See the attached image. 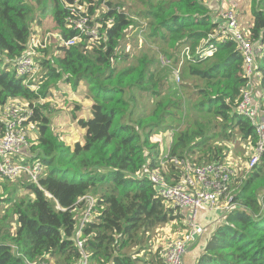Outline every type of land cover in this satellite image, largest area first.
Returning <instances> with one entry per match:
<instances>
[{
    "label": "trees",
    "instance_id": "16d2710c",
    "mask_svg": "<svg viewBox=\"0 0 264 264\" xmlns=\"http://www.w3.org/2000/svg\"><path fill=\"white\" fill-rule=\"evenodd\" d=\"M75 1L0 0V108L12 99L30 102V121L39 132L31 149L46 165L40 178L43 189L25 180L23 187L34 196L19 201L10 197L16 229L8 223V213L0 215V264H80L83 252L76 230L87 209L80 201L86 194L97 199L95 215L82 234L89 264H165L161 251L149 250V259L131 252L152 228L179 214L184 217L179 206L157 192L150 174L157 169L177 183L189 164L234 160L232 150L216 142L234 141L239 133V140L256 144V125L237 111L248 87L245 57L237 42L218 30L208 0ZM68 3L76 5V13L80 4H89L99 39L93 41L75 27L76 15ZM104 3L107 8L97 13ZM252 14L249 35L264 43V0H253ZM46 17L52 20L51 32L77 40L67 44L56 37L37 48L39 70L30 81L39 76V87L33 89L14 65L28 48L33 23L43 24ZM131 27L160 45L161 70L154 69L157 61L146 51L119 67L118 60L129 57L120 44ZM53 44L58 54H50ZM181 44H188L189 55L183 53L185 47L174 51ZM206 49L213 52L203 55ZM254 64L262 73L264 93V55ZM170 67L174 75L179 70L178 79L182 67V82L167 88L163 73ZM62 79L85 80L94 93L91 115L78 119L84 138L73 145L55 132L45 111L48 104H41ZM137 93L150 96L153 106L142 103ZM3 127L0 117V133ZM168 130L172 141L165 159L152 139ZM245 173L233 193L236 204L213 226L195 264H264V152L258 165L238 172L240 177Z\"/></svg>",
    "mask_w": 264,
    "mask_h": 264
},
{
    "label": "built area",
    "instance_id": "2783aa9c",
    "mask_svg": "<svg viewBox=\"0 0 264 264\" xmlns=\"http://www.w3.org/2000/svg\"><path fill=\"white\" fill-rule=\"evenodd\" d=\"M78 1L76 0L75 3H79ZM217 1L218 5L214 10L213 18L214 21L218 22V30L226 38L234 39L245 57L244 69L248 77V87L244 90L237 111L249 116L256 125L257 142L253 145V150L249 155L247 165V171H249L259 164L264 152V107L262 106L263 108L260 110V116H257L252 104L253 96L257 90L255 79L262 80V74L258 71L254 62L260 55H264V43L260 40L256 42L251 39L249 30L242 26L239 14L234 9L235 3L233 0ZM68 5L72 6V10L76 15L75 19L72 20L75 27L80 29L82 33L90 35L93 41L99 39V24L94 23L91 25L95 15L92 16L89 13V4H80L81 12L79 13H76L75 4L68 3ZM218 10H220L219 16L217 14ZM52 36L63 40L58 33H47L44 37L33 35L24 55L14 65V71L17 75H27L29 77L25 79V83L33 89L39 87L36 83L39 76L30 81V78L39 70V63L35 61L37 48L46 47ZM76 40L77 37H74L63 40V42L71 44L75 43ZM212 52L213 49H206L202 53L207 55ZM183 53L189 55L190 48L185 47ZM178 74L179 70L176 71L177 76ZM32 114L30 102L26 99L9 100L4 107L0 108V117L4 125L3 132L0 133V177L15 179L26 176L25 180L36 183L43 189L40 178L45 172L46 165L36 157L31 149V145L38 138V136L36 138L29 136L32 129L35 131L38 129L37 123L30 121ZM224 161L189 164L185 167V171L177 183L169 182L157 169L151 172V180L157 192L167 200L166 202L190 209L192 220L190 221L189 218V222L195 229V234L191 230L168 241L169 244L162 253L165 264H184V258L190 247L197 238L201 237L202 231L198 226V215L203 208L214 210L219 213V217H225L226 212L236 204L233 193L238 183L239 185L243 183L247 173L240 177L234 167L235 161L230 158ZM175 162L183 163L178 159H175ZM46 194L50 197L49 193L46 192ZM82 200L87 204V209L76 230V240L83 252L80 264H89V253L84 249L82 234L85 223L95 215L93 208L97 199L92 194H86L81 197L80 201ZM222 200H225V202L222 203ZM30 264L50 263L47 261L42 263L34 261Z\"/></svg>",
    "mask_w": 264,
    "mask_h": 264
},
{
    "label": "rangeland",
    "instance_id": "374dc122",
    "mask_svg": "<svg viewBox=\"0 0 264 264\" xmlns=\"http://www.w3.org/2000/svg\"><path fill=\"white\" fill-rule=\"evenodd\" d=\"M233 2L235 3L234 9L239 14L242 26L246 30H249L252 22L249 21L251 23L249 25H245L243 24L242 19L248 21L252 17L253 0H233ZM208 3L211 5L212 0H208ZM106 8L107 6L105 3L100 5L97 13L102 12ZM217 14L218 16L220 15V10L217 11ZM52 27V20L49 17H46L43 24H38L37 22L33 23L32 35L44 37L47 34L46 32L54 33L51 32L53 30ZM137 28L139 27L128 28L125 38L122 39L120 49H124L122 53L129 54V57L124 60H118L119 67L124 68L129 66L132 61L135 60L136 55H139L140 53L146 51L149 54L150 59H155V61H157L155 64H152L154 69L155 67L159 69L163 64L161 63V56H164L160 55V45L156 44L153 39L144 36L141 33L140 29L138 30ZM55 39L56 37L52 36L51 41L54 42ZM49 43L51 42H48L47 44ZM53 45L54 46H50L53 47L50 48V54H58V46H56L55 44ZM186 45L188 44H181L179 48H176L174 51L179 52ZM148 48H150V50H148ZM158 60L160 61V64H158ZM167 63H171V60H169ZM181 74L182 67L180 72V79H178L177 76L173 74V69L170 67L169 70L163 73V81L165 83V87L168 88L170 83L174 81L180 84L182 82ZM139 93L137 94L140 96L142 103L148 106H153V99L150 96L148 97V95H146L145 93L142 95ZM93 94L94 93L91 92L89 88V83L85 80H82L79 83H75L68 82L67 80L62 79L50 88L49 94L46 98H42L43 100L41 101V104H48V107L45 108V111L51 118L52 127L59 135V137L64 139L67 144L73 145L75 142L83 140L85 128H83L78 123V119L87 118L91 115ZM142 103H140L139 105L142 106ZM36 135H39L38 129L37 131L32 129L29 136L36 138ZM239 138L240 134L238 133V136L234 139V141L226 143L216 142L215 144L226 145L230 150H232L229 155L234 159L236 163L237 172H242L247 171L248 156L253 150V145L243 142L239 140ZM152 141L154 143H157L156 145L158 146V149L160 151V157L166 159L172 141L171 130L159 132L153 137ZM186 160L190 161L189 159ZM165 162L166 164H168V161ZM25 178L27 177L21 176L15 179L0 177V215H5V213H8V223L13 230H15L17 227V220L15 214L12 212V205L15 203V201H10V197H12L14 200L19 201V199L22 197L27 198L31 196V193L27 189H25V187H23L22 182L25 181ZM224 202L225 200H222V203ZM173 205L175 206V204ZM176 209L178 213L182 212L184 214V217L181 218L179 214L169 222L160 226H156L155 228H152L151 231L146 232L144 234L143 242L140 244V246L135 245L131 248V252L135 257H147V259H149V250H151L152 253H158L159 251L163 253V251L169 244V240L179 237L182 233H186L191 230L194 231L195 234V229L189 222V218L190 221L192 220L190 217V209H185L181 206ZM212 211L214 210L203 208L199 212V214L204 212L202 214V217L204 218V220L209 222L210 220L206 217L207 215L209 216ZM199 224L200 219H198V225Z\"/></svg>",
    "mask_w": 264,
    "mask_h": 264
},
{
    "label": "crops",
    "instance_id": "0c3cea01",
    "mask_svg": "<svg viewBox=\"0 0 264 264\" xmlns=\"http://www.w3.org/2000/svg\"><path fill=\"white\" fill-rule=\"evenodd\" d=\"M216 2L212 0L211 5L209 6L211 8V10H214L216 8ZM253 15L250 18V20L245 21L242 19L243 24L245 25H249L251 22H253ZM241 21V19H240ZM251 21V22H249ZM255 83L257 85V90L253 96V108L255 111V114L257 116H260L261 114V109L264 107L262 104L264 103V97H263V88H262V84L261 81H259V79H255ZM263 106V107H262ZM37 136V135H36ZM31 196H33V193H31ZM204 213V212H203ZM203 213H200L198 215V219H200V224L198 225L200 230L203 232L202 237L197 238L196 241L194 242V244L190 247L189 252L187 253V256L185 258L184 264H195L197 257L202 253L207 238L210 234V232L213 229V226L216 225L217 223H219L221 220L224 219V217H219L216 211H212V213L208 216L207 215V219H209L210 221H206L204 220V218L202 217ZM201 216V217H200ZM225 216V215H224ZM200 217V218H199ZM202 224V225H201Z\"/></svg>",
    "mask_w": 264,
    "mask_h": 264
}]
</instances>
